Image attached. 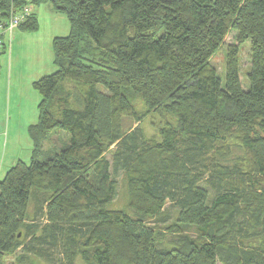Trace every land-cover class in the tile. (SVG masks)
I'll return each instance as SVG.
<instances>
[{"label":"trees","instance_id":"trees-1","mask_svg":"<svg viewBox=\"0 0 264 264\" xmlns=\"http://www.w3.org/2000/svg\"><path fill=\"white\" fill-rule=\"evenodd\" d=\"M43 3L69 30L31 84L30 159L0 180V264H264V0H0V25ZM38 28L33 10L18 27ZM230 32L222 84L209 60ZM120 174L131 212L108 207ZM167 202L159 244L146 218Z\"/></svg>","mask_w":264,"mask_h":264},{"label":"rangeland","instance_id":"rangeland-1","mask_svg":"<svg viewBox=\"0 0 264 264\" xmlns=\"http://www.w3.org/2000/svg\"><path fill=\"white\" fill-rule=\"evenodd\" d=\"M37 7L39 8V13H41L39 31H37V33H34V34H30V32L25 33L26 31H23L24 33L23 40L20 43H21V46H24L26 50L24 54L27 53L29 55L28 64H30L32 67L36 66L37 64L38 66L45 67L46 64H48L47 61L49 59V53L52 52L51 45H50L51 37L66 35L69 30V24L64 14L57 13L58 15H55V14L51 15L52 12L50 11L51 10L50 3H43ZM49 13L51 16H49ZM60 16L63 18L62 20L64 21L60 20V22L57 23L58 24L57 26V24L55 23L56 22L55 17L61 18ZM53 28H55L54 31H52ZM14 34L15 32L13 31L10 39H9V35L7 36L6 51L5 53L0 55V62L10 58L11 47L12 46L15 47V44H16V41L14 40V36H15ZM232 37H233V33L230 32L225 37L222 45L219 46V48L216 50V52L211 56L209 60L210 64L216 68L217 74L222 84H224V81H225V70H224L225 48H226V45L232 41L233 39ZM12 55H13L11 57L12 61L14 60L19 61V65H18L19 71L17 72H19V74L21 75L24 74V72L27 74L29 72L30 65L27 64V66L25 67L22 62V60H25L26 58L24 56L23 57L17 56L15 54V51H13ZM250 65H251L250 42L246 41L239 48V78L241 81V86L244 90H247L249 87L247 74H248ZM53 69H54V66H53ZM24 79L25 78H23L22 80L16 79L15 75L11 77L12 92L14 88H16L17 86H21L22 84H24ZM135 106L138 109L142 108V102L139 98L136 99ZM10 115H11V120H10V124L8 128H7V115L5 111L3 113V118L1 119V122H0V132H1L0 134L1 136L0 138V178L4 175V172L10 166H12L18 159H23L25 162L29 161V150L28 151L26 150L27 148L24 143V140L26 139V140H29L30 142V139L27 136V132L23 131L18 125H15V124L11 125L12 122L16 119V116L12 112ZM161 121H163V118L159 114L153 113V114L146 116L145 120L141 122V125L144 127L145 132L149 133L150 130H153L156 125H160ZM7 132L9 133L8 134L9 136L7 135ZM14 134L16 136H12ZM115 179L117 182V191H116V195L114 199L111 201L108 207L113 208V209H123L128 212H131L127 207V194L125 191L122 174H120L119 176H116ZM164 215H167V218L163 222L159 220L157 222H153L152 219L146 218L148 223L156 224L159 227L157 228V231L160 230L161 235L160 236L158 235V237H162V235L164 237L163 239L162 238L160 239L161 241L158 240L159 244L164 243L163 241L164 239L166 240V238H171L170 234L167 233L163 228L166 224L171 222L176 216V209L169 202H167L165 205ZM182 233L188 234L190 236H194L195 230L193 227H187V228H184ZM22 258H23V254H21V251L19 249H17L11 254H8L5 257L6 262H11L13 260L14 261L23 260ZM23 264H46V263L36 260L32 256H28L25 258V261L23 262ZM76 264H84V263L78 258Z\"/></svg>","mask_w":264,"mask_h":264},{"label":"crops","instance_id":"crops-1","mask_svg":"<svg viewBox=\"0 0 264 264\" xmlns=\"http://www.w3.org/2000/svg\"><path fill=\"white\" fill-rule=\"evenodd\" d=\"M50 9H51L50 11L52 12L51 15L53 14L58 15L56 12L52 10L51 7ZM32 10L37 15L38 26L40 28L41 13H39V8L35 7ZM51 15L49 13V16ZM55 19H56L55 20L56 24L60 22V20L64 21L62 20L63 19L62 17L61 18L55 17ZM39 28L37 31H39ZM54 29L55 28H53L52 31H54ZM37 31L31 32L30 34L37 33ZM14 32H15L14 40L16 41V44H15V47L13 46L11 47L10 58L0 62V122H1V119L3 118V113L5 111L7 115V128H8L10 124V120H11L10 114L11 112L14 113L16 116V119L14 120L15 122L13 121L14 123L12 122L11 125L13 124L18 125L23 131L27 132V136L29 138L27 128L29 125L36 123L38 120L37 105L40 101V95L32 88L31 84L33 81L39 79L40 77L52 73L55 70V66L53 65V62H52L53 60L52 52L49 53V59L47 61L48 64H46L45 67L38 66V64L32 67L30 64H28L29 55L27 53H25L26 55L24 54L26 50L24 46H21V43H20L23 40L24 33L22 30L18 28L15 29ZM25 33H28V32H25ZM53 38L54 37H51L50 39V45H51V41ZM13 51H15V54L17 56L19 57L24 56L26 58V59L24 58L25 60H22V62L25 67L27 66V64L30 65L29 72L27 74L24 72V74L21 75L19 74V72H17L19 71L18 69L19 61L11 60V57L13 56L12 55ZM53 66H54V69H53ZM13 75H15L16 79H21V80L23 78L25 79H24V84L14 88L12 92L11 77ZM8 134L9 133L7 132V135ZM12 136H16V135L14 134ZM24 143L27 148L26 150L27 151L29 150V159H30L31 148H32L31 140L29 142V140L25 139ZM18 160L24 161L23 159H18ZM6 171L4 172V175ZM4 175L0 178V180L4 177Z\"/></svg>","mask_w":264,"mask_h":264},{"label":"built area","instance_id":"built-area-1","mask_svg":"<svg viewBox=\"0 0 264 264\" xmlns=\"http://www.w3.org/2000/svg\"><path fill=\"white\" fill-rule=\"evenodd\" d=\"M32 13L31 6H24L22 9L11 11L6 23L0 25V48L3 43H6L7 36L9 39L12 32L22 24Z\"/></svg>","mask_w":264,"mask_h":264}]
</instances>
